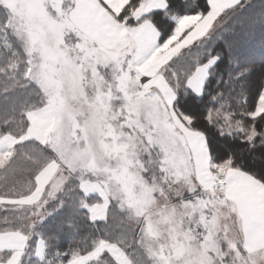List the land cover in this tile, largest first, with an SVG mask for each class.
I'll list each match as a JSON object with an SVG mask.
<instances>
[{
    "label": "snow or ice",
    "instance_id": "obj_1",
    "mask_svg": "<svg viewBox=\"0 0 264 264\" xmlns=\"http://www.w3.org/2000/svg\"><path fill=\"white\" fill-rule=\"evenodd\" d=\"M0 264H264V0H0Z\"/></svg>",
    "mask_w": 264,
    "mask_h": 264
}]
</instances>
